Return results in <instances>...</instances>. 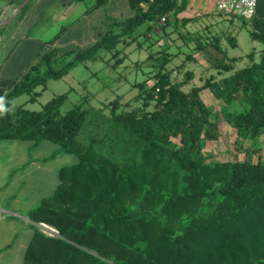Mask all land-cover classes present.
I'll list each match as a JSON object with an SVG mask.
<instances>
[{
	"label": "trees",
	"instance_id": "obj_1",
	"mask_svg": "<svg viewBox=\"0 0 264 264\" xmlns=\"http://www.w3.org/2000/svg\"><path fill=\"white\" fill-rule=\"evenodd\" d=\"M172 3L128 0L133 16L113 21L93 44L43 51L19 78L0 81V141H49L55 155L76 158L59 169L53 195L26 213L34 225L23 264H264V164L251 159L257 148L245 149L244 160L212 161L204 146L221 133L203 96L209 92L221 103L235 145L264 135V48L258 57L249 53L244 67L187 92L164 70L174 56L164 48L166 58L155 57L163 58L155 74L138 85L142 106L126 111H117L114 100L109 114L81 105L61 114L67 93L39 111L12 101L37 82L59 79L78 61L98 60L99 51L116 55L121 36L137 38L135 30L147 20L157 24ZM241 20L264 46V0L252 19ZM229 44L237 45L235 37ZM73 52L66 65L51 70ZM239 59L224 52L207 63L229 71ZM239 94L247 108L231 111ZM40 223L58 235L45 234Z\"/></svg>",
	"mask_w": 264,
	"mask_h": 264
},
{
	"label": "crops",
	"instance_id": "obj_2",
	"mask_svg": "<svg viewBox=\"0 0 264 264\" xmlns=\"http://www.w3.org/2000/svg\"><path fill=\"white\" fill-rule=\"evenodd\" d=\"M20 1L3 0L5 4L0 7V81L19 78L43 51L85 49L113 21L133 16L128 0H31L20 16L19 11L10 19ZM204 1L173 0L171 10L165 15L164 25L170 17L178 26L191 24L189 30L178 34L177 39L180 38L183 43L174 49L180 54H184L185 50L192 51L183 57L211 66L207 63L208 59L222 58L224 52L229 56L230 20L220 13L223 17L209 22L204 28L195 24L198 18L213 15L211 11H199L195 7L196 3ZM216 2L214 0L215 5ZM147 7V4L143 5L144 9ZM157 24L145 21L138 28L144 26L147 32L156 34L159 33ZM134 33L137 34L136 31ZM24 41L41 45V48H38L39 51L33 49L28 61L20 64L13 59ZM176 41H168L171 44L165 48L169 51V45H175ZM201 44L205 47H199ZM29 51L30 48L26 46L24 53ZM0 147H5L4 151L9 154L14 151L1 163V167L9 166V171L0 179V264H23L34 225L26 213L43 198L53 195L59 183L54 180L55 163L59 171L61 167L73 164V161L67 159L69 155H55L57 148L49 141L8 140L0 141ZM21 148H24V152ZM28 149L32 153L30 156Z\"/></svg>",
	"mask_w": 264,
	"mask_h": 264
},
{
	"label": "rangeland",
	"instance_id": "obj_3",
	"mask_svg": "<svg viewBox=\"0 0 264 264\" xmlns=\"http://www.w3.org/2000/svg\"><path fill=\"white\" fill-rule=\"evenodd\" d=\"M4 4L5 2L0 0V7ZM195 7L199 11H211L213 13L209 18L200 17L196 20L195 24L197 23L201 28H204L211 21L220 19L224 15L219 13L214 0L196 3ZM224 16L229 17L230 35L231 38L232 36L235 37L237 43L235 47H230L229 44L227 49L228 55L240 58L232 64L233 68L229 71L223 70L218 72L210 66L201 65L203 63H195L183 57L186 54H191L192 51L185 50L184 54L178 53L174 48L176 45L183 43L180 38L177 39L178 34L181 31L189 30V25L191 24L178 26L170 17L165 25V22L163 23L161 20L158 22L159 33L147 32L144 26H142L138 30H135L139 34L137 38L134 39L132 36L120 37V42L115 47L117 51L116 55L112 56V53L99 51L98 55H100V58L98 60L78 61L67 74H63L59 79L49 78L44 84L37 82L33 87V92L16 96L12 101L14 104L22 105L28 110L39 111L52 98L67 93L65 101L60 107L61 114L66 113L76 105H81L84 108H101L105 114H109V106L114 100H118L117 111H126L140 107L143 101L138 96V85L155 74L158 69L156 64H159V61L163 59L160 57L161 59L157 61L155 57L161 54L166 58L162 50L165 46L171 44L168 41L175 42L176 40L175 45H169V51L174 56L167 57V60L165 59L166 61L163 64L164 70L169 74L172 82L181 84V89L185 92L190 91L194 87H200L210 77L219 79L244 67L248 63L247 55L249 53L253 52L255 57H258L262 48H264V46L257 41H253L249 36V31H251L250 24L244 23L241 18L235 16L234 19H231L232 15ZM147 22L154 23V21L149 20ZM225 26L227 27V24ZM117 30L120 31V28ZM153 30H157V28ZM133 35L135 36L136 34L134 33ZM21 46V49L13 59L20 64H25L28 61L29 57L33 55V49L37 50L41 48V45L28 43V41H24ZM26 46L30 48L29 53H24ZM73 53H69L70 55L65 59L53 62L51 70L57 71L66 65L69 59L75 56L76 52ZM44 68L38 69L39 72L32 71V76H35L36 73L42 74ZM203 94L204 100L211 110V119L217 121L221 133V138L218 141L207 142L205 144L204 152L211 157L212 161L223 162L234 159L244 160L247 158L245 149L257 148L258 151L251 152V159L254 162L258 161L264 164V135L254 141L246 140L242 143V146L235 145L234 133L221 115V103L214 99L209 92H204ZM246 108L247 106L240 94L237 101L230 106V110L234 112H242ZM55 147L57 148L56 145H54ZM4 148L0 147V179L5 172L9 171V166L1 167V163L14 152L9 154L4 151ZM21 151L24 152V148H21ZM16 152L18 151L16 150ZM28 155H32L30 149H28ZM67 159L72 160L73 162L71 163L76 162V158L72 155H69ZM57 166L58 164L55 163V183L59 181L57 180Z\"/></svg>",
	"mask_w": 264,
	"mask_h": 264
},
{
	"label": "built area",
	"instance_id": "obj_4",
	"mask_svg": "<svg viewBox=\"0 0 264 264\" xmlns=\"http://www.w3.org/2000/svg\"><path fill=\"white\" fill-rule=\"evenodd\" d=\"M258 0H217L216 7L219 13L224 15H234L246 20L252 19L257 11ZM161 22H165L166 17H162ZM42 232L50 236L58 235V232L45 224L38 225Z\"/></svg>",
	"mask_w": 264,
	"mask_h": 264
},
{
	"label": "water",
	"instance_id": "obj_5",
	"mask_svg": "<svg viewBox=\"0 0 264 264\" xmlns=\"http://www.w3.org/2000/svg\"><path fill=\"white\" fill-rule=\"evenodd\" d=\"M31 0H23L15 9L14 14L10 19H12L25 5H27ZM7 23V22H6Z\"/></svg>",
	"mask_w": 264,
	"mask_h": 264
},
{
	"label": "clouds",
	"instance_id": "obj_6",
	"mask_svg": "<svg viewBox=\"0 0 264 264\" xmlns=\"http://www.w3.org/2000/svg\"><path fill=\"white\" fill-rule=\"evenodd\" d=\"M4 111L2 104H0V112Z\"/></svg>",
	"mask_w": 264,
	"mask_h": 264
}]
</instances>
